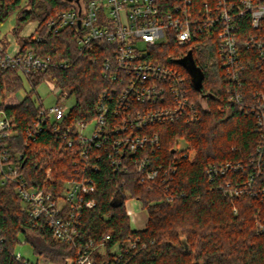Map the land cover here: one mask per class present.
Wrapping results in <instances>:
<instances>
[{"label":"trees","instance_id":"1","mask_svg":"<svg viewBox=\"0 0 264 264\" xmlns=\"http://www.w3.org/2000/svg\"><path fill=\"white\" fill-rule=\"evenodd\" d=\"M87 2H0V28L17 13L11 32L21 49L31 47L38 55L50 57L57 63V66L37 70L26 78L34 90L43 81H50L55 89L62 90V96L74 97V104L63 122L70 125L78 120L95 121L102 93L106 89L112 91L104 70L106 58L114 59V46L97 40L93 48H83L78 42L82 28L77 24L64 26L58 31L49 27V23L64 11L79 5L85 7ZM33 21L39 23L35 35H22V29ZM249 23L248 17L240 20V39L258 33L257 29L249 27ZM201 40L192 48L196 69L202 73L200 84L194 82L183 62L188 54L178 58L183 48L175 39L151 47V60L171 65L186 77L185 88L200 113L194 122L181 119L155 122L139 130L140 134L147 133L151 137L157 134L159 137L160 147L151 151V144H147L134 156L149 158L150 167L159 169L155 179L140 184L139 175L133 168L126 172L114 166L110 158L114 152L112 142L121 137V133L111 134L105 146L92 150L88 166L79 167L75 162L78 156L66 149L68 136L53 131L48 124L37 137L39 146L34 152L29 151L31 155L22 168L31 185L47 191H59L64 180L79 174L94 178L98 184L97 205L86 210L80 239L111 234L112 245L139 236L145 246L139 247L129 264H264V232L259 231V223H264V195H250L246 189L237 196L229 193L232 188L244 184L248 175L255 171L250 160L255 154L258 134L251 106L257 93L264 92V71L257 65L256 47L253 44L241 46L245 69L240 72L242 84L238 90L244 98L240 104L231 101L228 76L216 51L217 42L206 38ZM59 62L67 66L61 67ZM122 82L117 80L114 84L116 93L111 100H106L110 107L106 124L110 127L119 121L112 109L123 89ZM23 84L24 76L19 70L0 67V94L8 114L14 116L18 124L16 136L9 139L12 152L23 148L26 129L39 110L31 94L23 99L16 98L15 94ZM232 89L234 93L238 91L237 87L232 86ZM162 105L159 102L150 106ZM134 107L145 108L146 105L138 103L132 105ZM180 139L188 142L189 149L179 151ZM227 161L243 162V166L211 179L207 171L209 165ZM95 164L98 169H93ZM41 165H44L42 169ZM254 185L264 187V167ZM128 197L138 198L147 211L148 220L142 229H131L125 206ZM22 206L15 184L0 175V238L4 240L0 244V264H32L25 258L19 261L14 256L22 238L31 244L39 258L51 264H62L66 255H75V245L55 240L44 221L34 225ZM94 264H104L101 255Z\"/></svg>","mask_w":264,"mask_h":264},{"label":"built area","instance_id":"2","mask_svg":"<svg viewBox=\"0 0 264 264\" xmlns=\"http://www.w3.org/2000/svg\"><path fill=\"white\" fill-rule=\"evenodd\" d=\"M246 17L250 21L249 27L257 29L258 33L245 35V38L240 39V20ZM79 20L82 32L78 42L83 48H93L97 40L114 46V59L106 58L104 70V76L109 79L112 91L106 89L102 93L95 121L88 123L78 120L70 125L63 123L69 108L62 102L68 98L61 95V89L54 88L57 100L49 107H45L42 102L38 104L36 118L26 129L23 148L14 152L9 148V139L16 136L18 124L15 117L8 114L4 98L0 94V175L5 181L15 184L23 210L28 213L34 225L44 221L55 240L75 245V255H66L62 264H94L98 255L102 256L104 264H129L139 247L145 246L139 236L120 240L112 245L111 234L80 239L84 214L86 210L97 205L98 184L94 178L85 173L79 174L64 180L59 191H47L29 183L22 171L23 162L28 161V156L39 146L37 137L45 124L50 125L53 131L68 136L66 149L72 155L78 156L75 162L79 167L88 166L92 150L105 146L111 134L121 133L122 136L114 138L112 142L114 152L110 158L114 166L126 172L133 168L139 175L140 184L155 179L159 175V169L150 167L149 158L146 155L139 158L134 156L144 150L147 144H151V151L160 147L159 137L157 134L152 137L147 133L140 134L139 130L155 122L165 123L179 119L194 122L199 119L200 113L197 103L191 99L185 88L186 77L171 65L151 60V47L175 39L183 48L178 56L182 58L202 38L216 40V51L228 76L230 100L243 103V94L238 90L242 84L240 72L245 69L240 47L253 44L259 56L257 65L264 71V1L88 0L85 7L82 6L81 14L78 7L66 10L51 21L49 27L58 31L67 25H78ZM35 30L24 36L35 35ZM38 39L41 37L38 36ZM51 66H57V63L50 57L38 55L31 47L23 51L12 32L8 35H1L0 32L1 68H15L24 77H28L37 70ZM59 66L67 65L59 62ZM117 80L123 81L120 84L123 89L112 114L119 121L110 127L106 124V116L110 110L106 100H111L116 93L114 84ZM232 86L237 87L238 91L234 93ZM159 102L163 104L161 107L150 106ZM138 103L146 107L132 108V105ZM251 111L255 114V130L258 134L255 154L250 160L255 165V171L248 175L244 184L230 190L232 196L239 195L245 189L250 195H264V187L254 185L262 175L264 167V92L257 93ZM242 166L243 162L227 161L209 165L207 171L213 179ZM93 169H98V165L95 164ZM128 204L139 206V213L143 215L140 226L133 225L134 217ZM125 206L131 229L144 228L148 214L140 200L128 197ZM259 231L264 232V223H259ZM3 241L1 237L0 244ZM14 256L19 261L24 259L20 252H15Z\"/></svg>","mask_w":264,"mask_h":264},{"label":"rangeland","instance_id":"3","mask_svg":"<svg viewBox=\"0 0 264 264\" xmlns=\"http://www.w3.org/2000/svg\"><path fill=\"white\" fill-rule=\"evenodd\" d=\"M16 14L17 13H14L12 16H10L5 21V23L1 26L0 28L1 35H8L11 33V30L15 26V23H16V18H17ZM29 94H31L32 98L36 101L37 104H40L42 102L45 107H49L53 105L55 101L57 100V97L55 95V89L53 87V84L50 81H43L34 90L32 88L31 83L28 81V79L24 77L23 87L15 95L17 99H23ZM74 101H75L74 97H71V98L65 99L62 103L66 108H70L74 104ZM202 104L205 108H207V104L204 101V99H203ZM178 149L179 151L189 149L188 142L185 141L184 139H180ZM191 153L194 154V151L191 150ZM128 207L131 208L132 214L134 217L133 225H135L136 227L140 226L142 223L143 215L139 213V210H138L139 206L133 207L130 204H128ZM16 252H20L24 256V258L26 260H29L32 264H38V263L48 264L46 263L44 259L39 258L34 253L31 244L28 242H25L24 238H22L21 243L17 245Z\"/></svg>","mask_w":264,"mask_h":264},{"label":"water","instance_id":"4","mask_svg":"<svg viewBox=\"0 0 264 264\" xmlns=\"http://www.w3.org/2000/svg\"><path fill=\"white\" fill-rule=\"evenodd\" d=\"M77 1L79 2V0H77ZM78 8H79V14H81V12H82V7H81V5H79ZM80 25H81V20L78 21V26H80ZM183 62H184V64H186L187 67L189 68L190 73H191V75H192V77H193V79H194V82H195L196 84H200L201 81H202V73L199 72V71L196 69V66H195V64H194V60H193V58H192V51H189L187 58H185V60H183ZM25 162H26V161L23 162V165L25 164Z\"/></svg>","mask_w":264,"mask_h":264},{"label":"crops","instance_id":"5","mask_svg":"<svg viewBox=\"0 0 264 264\" xmlns=\"http://www.w3.org/2000/svg\"><path fill=\"white\" fill-rule=\"evenodd\" d=\"M39 23L37 21H33L28 23V25L23 28V30L21 31L22 35H27L30 34L33 30L37 29Z\"/></svg>","mask_w":264,"mask_h":264}]
</instances>
